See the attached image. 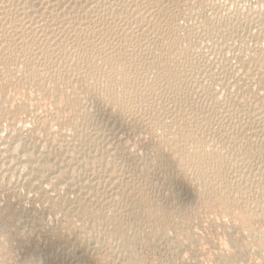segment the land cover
<instances>
[{"label":"bare ground","instance_id":"1","mask_svg":"<svg viewBox=\"0 0 264 264\" xmlns=\"http://www.w3.org/2000/svg\"><path fill=\"white\" fill-rule=\"evenodd\" d=\"M249 2L236 10L232 4L230 16L210 18L211 12L199 21L192 0H0V114L13 117L25 110L27 117L25 125L11 123L0 136V178L33 183L46 193L52 185L55 194H46L51 211L80 221L75 235L81 262L95 263V254L91 262L85 248L91 244L97 253L96 247H116L119 240L118 247L126 244L140 256L135 248L142 234L168 242L171 231L180 240L170 239L178 244L176 256L199 253L200 247L191 249L203 235L190 221L202 190H210L207 195L220 190L218 202L230 213L232 205L252 206L240 219L249 226L264 215V200L257 196L264 189L258 182L264 175V0ZM15 82L38 91L34 106L32 100L8 105L7 86ZM25 122L34 126L26 130ZM220 129L234 145L213 141ZM53 243L33 249L32 264H52L53 258L57 264H80L74 242L63 249ZM225 252L222 263L234 264Z\"/></svg>","mask_w":264,"mask_h":264},{"label":"rangeland","instance_id":"2","mask_svg":"<svg viewBox=\"0 0 264 264\" xmlns=\"http://www.w3.org/2000/svg\"><path fill=\"white\" fill-rule=\"evenodd\" d=\"M231 1V2H230ZM246 1V2H245ZM251 1H257V0H251ZM199 2V3H198ZM215 2H219V4L217 3L216 5L214 4ZM234 2H236V0H218V1H214V0H212L211 1V3H213L215 6H217V8L213 5V4H211V5H204V3H202V2H200V1H197V0H192V7L194 6V5H196V6H194V7H196V8H194L193 7V14H194V19H196L197 20V18H198V20H199V17L200 16H202V17H200V20L199 21H203V20H206V19H209V17L210 18H214V17H217L218 19L219 18H221L222 16H230L232 13H230V12H232V10H233V12H235V10L240 6V4H243L242 6H244V7H247L248 6V4H250L251 2H249V0H240L239 2L237 1V3L235 4ZM238 3H240V4H238ZM245 3V4H244ZM201 4V5H200ZM202 4H203V6H202ZM232 4H234V5H236V6H234L233 7V5ZM182 5V4H181ZM219 5V6H218ZM232 5V8H235V10L234 9H231V6ZM247 5V6H246ZM198 6H201V10L200 9H198V8H200V7H198ZM209 6V7H208ZM213 6L216 8V9H214L213 8ZM229 6V11L227 10V7ZM238 6V7H237ZM205 9H203V8ZM212 7V8H211ZM218 7H220V9L218 8ZM208 8H209V10H208ZM222 8V9H221ZM195 9V10H194ZM196 9H197V11L198 10H200V12H196ZM213 9V11H211ZM219 9V10H218ZM226 9V10H225ZM222 10H224V13H226V11H228L229 13V15L227 14H224L223 13V11ZM194 11L196 12V13H194ZM210 11V12H209ZM218 11H220V12H218ZM203 12V13H202ZM212 12V13H211ZM214 12V13H213ZM216 12L218 13V14H220V15H218V14H216ZM212 16H209V14ZM198 16H197V15ZM206 14H208V15H206ZM222 14V15H221ZM224 14V15H223ZM216 15V16H215ZM209 16V17H208ZM204 17V18H203ZM206 18V19H205ZM217 18H216V20H217ZM202 19V20H201ZM181 20H183V19H181ZM180 20V21H181ZM185 21V20H184ZM184 21H181V23L183 22L184 23ZM182 23V24H183ZM249 41V40H248ZM252 40H250L249 42L250 43H248V42H246L247 44H248V46H250V45H252L251 43H253V41L251 42ZM245 43V44H246ZM247 44H246V46H247ZM10 86V87H9ZM18 86H21V87H18ZM16 87V88H15ZM24 87V88H23ZM11 89V90H10ZM32 89V87L31 86H23L22 84H19V83H17V82H15V84H12V85H8L7 86V91L6 92H8L7 94L9 95V102H8V105L9 106H14L13 108H17V107H19L20 106V103H22L21 105H24V104H26L27 102H30L35 96H37L38 94H37V90H34V89H32V90H34V91H32L31 90ZM16 90V92H14ZM23 90V91H22ZM29 90V91H28ZM31 90V91H30ZM37 91V92H36ZM35 92V93H34ZM27 93V94H26ZM30 93H31V95H30ZM35 94V95H34ZM11 95V96H10ZM34 95V96H33ZM14 97V98H13ZM31 97V98H30ZM25 98V99H24ZM19 100V101H18ZM29 100V101H28ZM13 101H14V103H13ZM22 101H24V102H22ZM26 102V103H25ZM32 102H33V100H32ZM47 102H49V100L47 101ZM46 102V103H47ZM11 103V104H10ZM35 102H33V105H31V106H34L35 104H34ZM18 105V106H17ZM42 105H43V103H42ZM41 104H40V106H42ZM22 109V108H21ZM23 112V115L24 116H22V113H19V115H14L13 117L11 116H7V117H5L4 115H2V114H0V136H3V135H6L7 134V131H8V128H9V126H10V124L11 123H18V125L20 124V126L24 123V120H26L27 119V117H26V115H25V110H22ZM26 111H28V110H26ZM1 113V112H0ZM2 115V116H1ZM17 116V117H16ZM28 116V115H27ZM3 117V118H2ZM14 118V119H13ZM18 119V121H17V119ZM28 118H30V116H28ZM37 118V117H36ZM33 119H35V116H34V118L32 117V120ZM34 121V120H33ZM32 121V123H37V122H33ZM36 121V120H35ZM23 122V123H22ZM26 123V122H25ZM32 123H26V130H28V129H30V128H32V126H34ZM9 124V125H8ZM23 125H25V124H23ZM28 125V126H27ZM30 126V127H29ZM223 132H222V131ZM5 131V132H4ZM3 132V133H2ZM41 132V131H40ZM217 132H218V134H217ZM219 132H221V133H219ZM225 133L227 134V131H226V129L225 130H223V129H220V130H218V131H216V135H215V133L213 134V136H212V139H213V141H215V142H217L216 141V139H217V137H218V141L220 140L219 138H223V140H224V142H226V140L228 141V142H226V144L227 143H229L228 145H234V144H232L233 143V141L232 140H230L229 138H230V136H229V138H228V135H225ZM2 134V135H1ZM223 134V136L222 137H219L220 135H222ZM215 136V137H214ZM225 136H226V138H225ZM228 138V139H227ZM245 139V138H244ZM243 139V140H244ZM262 139V138H261ZM222 140V141H223ZM246 140V139H245ZM260 141L259 140V138L258 139H256V143H258V142ZM232 142V143H231ZM231 143V144H230ZM262 144V142L260 141L259 142V144L258 145H261ZM5 179H3V178ZM263 177H264V175H262V179H261V177L259 178L260 180H263L264 181V179H263ZM2 178V179H1ZM1 182H3V184H4V182H5V184H4V186H3V184L0 182V184H2V186L0 185V264H32V262H31V256L33 255L32 253H34L35 252V248H38L37 249V251L39 250V252L41 251V250H43L44 248H45V243L48 245L49 243H51L52 244V242H54L53 244L54 245H56V246H58L59 248H61V249H63L67 244H71V243H73L74 242V245H75V248L77 247V246H79V243H78V235H75V234H79V232L81 231V230H77V228L79 229H81V225H80V227H79V224H77V222H79L80 223V221L77 219V217L74 215V214H70V217H69V215H68V213H65L63 210H60V209H57L58 211H56V212H52L51 210H54V208L52 209V199H51V197L49 196V195H46V194H50V193H52V194H55L54 193V191L53 192H51L52 191V185L51 184H47V182L45 183V185H48V186H50L51 187V189L49 190V188L50 187H48V186H45V187H48V191H49V193H46V192H44V191H40L39 189H37L36 190V188L34 187V185H33V183H28L27 181V184H25V181H22V182H18L15 178H13L12 180L10 179V178H6V177H4V176H1ZM15 179V180H14ZM7 180H8V182H7ZM10 180V181H9ZM260 180H258V182L259 183H261V184H263V186H262V188H264V182L262 183V182H260ZM12 181V182H11ZM19 183V185H17L16 183ZM247 182H248V180H247ZM21 183L23 184V185H21ZM197 184H199L198 182H196ZM30 184H31V187H30ZM197 184H195V185H197ZM12 185V186H11ZM14 185V186H13ZM17 185V186H16ZM24 185H25V187H24ZM194 185V184H193ZM256 185V184H255ZM6 186V187H5ZM11 186V187H10ZM19 186V187H18ZM22 186V187H21ZM28 186L30 187V188H28ZM2 187V188H1ZM11 188V189H10ZM20 188V189H19ZM25 189V191H24V189ZM17 189V190H16ZM19 189V190H18ZM22 189V190H21ZM27 189V190H26ZM36 191H35V190ZM200 190H202V188H199ZM5 190V191H4ZM31 190V191H30ZM215 190H217V189H215ZM233 190L235 191V189L233 188ZM2 191V192H1ZM15 191H18V192H15ZM23 191V192H22ZM27 191V192H26ZM202 191H204L205 192V194H204V192H201V194L203 193V197H200L199 196V198H198V200L200 201H198L199 203H200V206H199V203L197 202V204L196 205H198V206H196V207H198V208H196V209H198L199 211H200V209L202 210V212L203 213H201V212H199V211H197L196 213L199 215V216H197L196 217V215L197 214H195L194 215V218L192 217V219H191V221L190 222H192V224L194 223V225L193 226H195V227H193V229H197V228H199V229H197V233H199V235L200 234H202L203 236H204V238H203V236H201L200 238V241L198 240L197 241V243H195L194 244V246H193V249H191V250H195V248L196 249H198L199 247H200V252L199 253H197L198 251H199V249L195 252V251H192V253H191V251H188L187 252V254H186V252L184 253V255L186 254V256H185V258H184V256L182 255V254H180V256H176V254H179V252L178 253H175L176 251H175V249H177L176 248V246L179 244L178 242L180 241V240H178L179 238H177L176 236H174L175 234H176V232L175 231H171L170 233L171 234H173V235H169V236H171L170 238H169V240L168 239H166V240H168V242H170V243H168L165 239V241L166 242H164L163 241V239H161V242H160V240H157V239H155V241H156V243L154 242V240L152 239V241H153V243H152V241H151V238H149L146 234H142V236H140V242L138 241V243H137V246H136V250H138V254L140 255V256H137V255H134V254H132V253H130V249H129V247H127L126 246V244H122L121 246H119L120 247V249H119V247H118V245H120L121 243H122V241H117L116 243H115V245L117 244V246L116 247H114L113 246V244L111 245H109V244H105V245H103L105 248H103L102 247V245L100 246V248H97L96 247V249H97V253H96V250H94L95 248H94V244H91V245H89V246H87V247H85L86 248V250L87 249H91V248H93V250H94V252H93V250L91 249L90 251L89 250H87V252H90V253H92V256H91V254H90V257H91V259H92V261L91 262H93V258L95 259L94 260V264H177V262H176V258H180V257H182V258H184L183 260L181 259V262L177 259V261H178V264H179V262H180V264L181 263H183L182 261H184V263H186V264H192V262H194V261H196L197 260V258H198V260H202L201 262L203 263V264H216L218 261H221V262H218L219 264H223L222 263V261H223V259H221V258H219V257H221V256H223L224 254H223V252H225V255L226 254H228V255H226L225 257H228L229 255H233L234 256V264H237V263H239V264H264V257H263V261H262V258H261V253H262V256H264L263 254H264V252H263V250H264V244H262L260 241H263L264 240V215H260L259 217H257L254 221H252V223H250V225H253L254 227L256 226V228H255V231H257L258 233H256L255 231H254V228L252 229V228H250V229H252V230H249L248 228L249 227H253V226H249V224L247 225V222H246V220H244L243 222H244V224H245V222H246V224L244 225L243 224V222H242V220H243V218L241 217V213H242V211L243 210H245V209H249V208H253L252 206H249V207H243L242 208V206H238V205H236L235 207H233L234 205H232V208L230 207L229 209L232 211H234L235 210V212H228V210H225L224 209V207L218 202V196L219 195H221V192H220V194H219V192L218 191H220V190H217V192H218V195H217V192H214V193H210V194H208V195H210V197L207 195V193H209V191L210 190H202ZM261 191H263L264 192V189H261ZM261 191H259L258 192V194H257V196L259 197V199L262 201V200H264V193L263 192H261ZM5 192V193H4ZM7 192V193H6ZM42 192V193H41ZM15 193V194H14ZM16 193H18V194H16ZM20 193H21V195H20ZM259 193H261L260 194V196H259ZM3 194V195H2ZM8 194V195H7ZM39 194V195H38ZM45 194V195H44ZM213 194H215V195H213ZM244 194V193H243ZM8 197H7V196ZM33 195V196H32ZM35 195V196H34ZM235 194H233L232 195V197H236V195L234 196ZM239 195V194H238ZM240 195L241 196H246V194L245 195H242L241 193H240ZM24 196V197H23ZM30 196V197H29ZM241 196H238L239 197V200L240 199H242V197ZM261 196H263L262 198H261ZM13 197V198H12ZM47 197H48V199H47ZM50 197V198H49ZM205 197H208V201L210 202H206V198ZM215 197H217V198H215ZM237 197V198H238ZM25 198V199H24ZM215 200H214V199ZM244 198V197H243ZM23 199V200H22ZM27 199V200H26ZM51 199V200H50ZM21 200H22V203H21ZM51 201V203L49 204V202ZM205 200V201H204ZM214 201H216V202H214ZM201 202H203V203H201ZM212 202H214V203H212ZM262 202H264V201H262ZM204 203H207L205 206H204ZM215 203H217L216 205H215ZM23 204V205H22ZM212 204V205H211ZM264 203H262V205H263ZM24 206V207H23ZM222 206V207H221ZM264 206V205H263ZM21 207H23V208H21ZM50 207V208H49ZM240 207H241V210H240ZM25 208V209H24ZM34 208V209H33ZM49 209L50 210V212H49V210L48 211H46L47 209ZM46 209V210H45ZM250 209V210H251ZM254 209V208H253ZM30 210H32V211H30ZM61 212H60V211ZM224 210V211H223ZM249 210V211H250ZM226 211V212H225ZM239 211H240V213H239ZM248 211V210H247ZM248 211V212H249ZM63 212V213H62ZM228 212V213H227ZM31 213V214H30ZM59 213H61V214H59ZM235 213V215H232V214H234ZM238 213L240 214L239 216H238ZM36 214V215H35ZM67 214V215H66ZM231 215V216H229V215ZM261 214V213H260ZM27 215H31V216H27ZM202 215L204 216V217H202ZM28 218H27V217ZM63 216V217H62ZM229 216V217H228ZM262 216V217H261ZM75 217H76V219H75ZM196 217V218H195ZM231 217V218H230ZM21 218H24L23 220L25 221V223L27 224H25L24 222H22L23 220L21 219ZM28 220H27V219ZM34 218H37L38 220H40L43 224H38L35 220H37V219H35L34 220ZM64 218H66V219H64ZM72 218H74V220L72 219ZM203 218V219H202ZM211 218V219H210ZM234 218V219H233ZM195 219H197V220H195ZM199 219V220H198ZM233 219V220H232ZM240 219H242V220H240ZM77 220V221H76ZM206 220V221H205ZM213 220L215 221L213 224L215 225H213L212 224V222H213ZM232 220V221H231ZM39 221V222H40ZM202 221V222H201ZM211 221V222H210ZM227 221V222H226ZM29 222V223H28ZM40 222V223H41ZM46 223V225H45V223ZM68 222V223H67ZM75 222V225L73 224ZM201 222V223H200ZM208 222V223H207ZM233 223V226H232V223ZM36 223L38 224V226L36 225ZM72 225H71V224ZM197 223H200V224H197ZM205 225H204V224ZM230 223V224H229ZM249 223V222H248ZM35 224V227H33V225ZM48 224H51V225H55L53 228H54V231H52L53 229H51V231L52 232H50V233H47V231L49 232L50 231V228H52V227H50V225H48ZM66 224L67 225H70V226H66ZM76 224H77V226H76ZM47 225L49 226V227H47ZM197 225H199V226H197ZM200 225H202V226H200ZM209 227H208V226ZM44 226H45V228H44ZM76 226V227H75ZM197 226V227H196ZM37 227V228H36ZM40 227H42L41 228V230L40 231H37L38 229H40ZM47 227V228H46ZM56 227H57V229H56ZM72 227L74 228L75 227V230L74 229H72ZM205 227H206V229H205ZM210 227H212V228H210ZM248 227V228H247ZM33 228H34V230H33ZM36 228V229H35ZM72 229V230H69V229ZM209 228V229H208ZM45 229H47V230H44ZM57 230V232H55L56 230ZM32 230V231H31ZM36 230V231H35ZM250 231V232H248V231ZM28 231H30L29 233H27V234H29V238L30 239H28V237L26 236V232H28ZM203 231V232H202ZM244 231V232H243ZM254 231V232H253ZM37 232V234H35ZM38 232H41V233H39L38 234ZM42 232H43V234L45 233V237L42 235ZM54 232V233H53ZM74 232V233H73ZM78 232V233H77ZM253 232V233H252ZM259 232H260V234H259ZM32 233V234H31ZM169 233V234H170ZM251 233H252V235L253 236H255V237H253L252 235H251ZM35 236H34V235ZM51 235V236H49V235ZM53 234V235H52ZM54 234L56 235V236H54ZM257 234V235H256ZM48 235V236H47ZM231 235H233L232 236V239L237 235V238L239 239H236V237L234 238V240H231ZM242 235V236H241ZM250 235H251V237H250ZM258 235H263V236H259L258 238H257V236ZM35 237L34 238V240H33V237ZM174 236V237H173ZM226 236V237H225ZM52 237V238H51ZM53 237H54V240H52L53 239ZM56 237V238H55ZM143 237V238H142ZM177 239H176V238ZM230 238V239H228V238ZM244 237V238H243ZM260 237H262L263 239H261L260 241H259V238ZM32 238V239H31ZM41 238V239H40ZM173 238H175V240L173 239ZM257 238V239H256ZM47 239V240H46ZM145 239V240H144ZM170 239H173L174 241H178L177 243L178 244H176V242H174L173 243V240H170ZM222 239V240H221ZM225 239H228V240H226V242H227V244L229 245V243H230V247H231V249H230V247L229 246H226L225 245ZM253 239H255V241H258V242H260L259 243V246L261 245H263V249H262V247H260L261 248V250L260 251H256V249H258V248H256V246L257 247H259L258 246V242H254L253 241ZM31 240V241H30ZM38 240V241H37ZM40 240V241H39ZM44 240V241H43ZM51 240V241H50ZM71 240H73L72 242H71ZM121 240V239H120ZM204 242H203V241ZM211 240V241H210ZM237 240H238V242H237ZM42 241V242H41ZM50 241V242H49ZM67 243H66V242ZM142 241H144V242H142ZM205 241H209V243L208 242H205ZM219 241V243H217ZM230 241V242H229ZM251 241H253V244H252V242ZM35 242H37V243H35V245H34V243ZM40 244H39V243ZM44 242V243H43ZM47 242H49V243H47ZM160 242V243H159ZM198 242H200V243H198ZM214 242V243H213ZM221 242H223V243H221ZM234 242H236V243H234ZM76 243H77V245H76ZM142 243V244H141ZM152 243V244H151ZM171 243H173L172 245H170L169 246V244H171ZM206 243V244H205ZM215 243H216V245H217V247H216V245H215ZM239 243V244H238ZM257 243V244H256ZM263 243H264V241H263ZM58 244H63L61 247H60V245H58ZM162 244V245H161ZM174 244H175V247H174ZM197 244H198V246H197ZM200 244V245H199ZM202 244H204L203 246H202ZM231 244H236V246L239 248H235V246L233 247ZM251 244H252V246H251ZM255 244V245H254ZM26 245V246H25ZM39 245V246H38ZM42 245H44V247L42 246ZM46 245V246H47ZM108 245V246H107ZM126 247H125V246ZM146 245V246H145ZM159 245H161V246H159ZM239 245V246H238ZM244 245V246H243ZM254 245V246H253ZM36 246V247H35ZM38 246V247H37ZM124 246V247H123ZM195 246H197V247H195ZM203 248H202V247ZM223 247L222 248V250L223 251H221L222 252V254H221V252H220V250H221V247ZM250 246V247H249ZM42 247V248H41ZM109 247V248H108ZM123 247V249L121 250V248ZM170 247V248H169ZM207 247V248H206ZM226 247V248H225ZM232 247L233 248H235L238 252H236V250L234 249H232ZM244 247V250L242 249ZM253 248V250H252V248ZM254 247H255V249H254ZM78 248L79 247H77V251H76V255L75 256H77V254H78V256L77 257H79L80 256V253H82V251L81 250H78ZM111 248V249H110ZM112 248H114L113 250H112ZM116 248V249H115ZM127 248V249H126ZM138 248V249H137ZM203 250H202V249ZM205 248V249H204ZM230 249V250H228V252H227V250H225V249ZM251 248V249H250ZM33 249H35V250H33ZM80 249V248H79ZM103 249V250H102ZM126 249V250H125ZM129 249V250H128ZM242 249V250H241ZM248 249H250V250H252V252H250V250H248ZM123 250H124V252H126V253H124L123 252ZM202 250V251H201ZM205 250V251H204ZM225 250V251H224ZM34 251V252H33ZM92 251V252H91ZM219 251V252H218ZM229 251H234L233 253H231V252H229ZM243 251V252H242ZM248 251V252H247ZM116 252V253H115ZM123 252V253H122ZM195 252V253H194ZM202 252V253H201ZM220 253V255L219 254H217V253ZM237 253V255L240 257V258H238V256L236 255V253ZM129 253V254H128ZM173 253V254H172ZM175 253V254H174ZM194 253V254H193ZM216 253V254H215ZM230 253V254H229ZM239 253V254H238ZM244 253V254H243ZM259 253V256L257 255ZM95 254V255H94ZM134 255L133 257H132V255ZM191 254V255H190ZM195 254H197V255H195ZM201 254V255H200ZM81 255H83V253L81 254ZM93 255H94V257H93ZM199 255H200V259H199ZM217 255H218V257H217ZM241 255V256H240ZM99 256V257H98ZM114 256V257H113ZM129 256H131V257H129ZM137 256V257H136ZM191 256H196L195 258H196V260H195V258H193L192 259V257ZM198 256V257H197ZM71 257V256H70ZM77 257H75L76 259H78ZM81 257H83V256H80L79 257V261H80V264H86L87 263V261H82L81 262V260L83 259V258H81ZM97 257V258H96ZM135 257V258H134ZM173 257H176V258H174V260H172L173 259ZM211 257V258H210ZM217 257V258H216ZM237 257V258H236ZM260 257V258H259ZM69 260H70V258L69 257H67ZM66 258V259H67ZM98 258L100 259V260H98ZM139 258V259H138ZM214 260H213V259ZM241 258H242V260H241ZM65 259V261H67ZM81 259V260H80ZM138 259V260H137ZM191 259H192V261H191ZM215 259L217 260L218 259V261H216V263H214L215 262ZM237 259V260H236ZM240 259V260H239ZM56 259L55 258H53L52 259V261L54 262ZM78 260H77V262H78ZM140 260V261H139ZM142 260V261H141ZM174 261V262H172V261ZM194 260V261H193ZM208 260V261H207ZM239 260V261H238ZM51 261V262H52ZM96 261H98V263H96ZM100 261V262H99ZM191 261V262H190ZM238 261V262H237ZM52 262V264H55L56 263V261H55V263H53ZM58 262V261H57ZM170 262V263H169ZM189 262V263H188ZM200 262V264H202ZM79 263V262H78ZM183 263V264H184ZM51 264V263H50ZM57 264V263H56ZM59 264V263H58ZM87 264H92V263H87Z\"/></svg>","mask_w":264,"mask_h":264}]
</instances>
